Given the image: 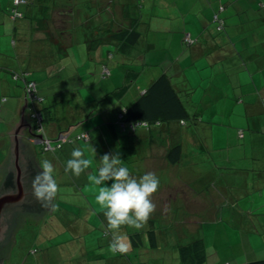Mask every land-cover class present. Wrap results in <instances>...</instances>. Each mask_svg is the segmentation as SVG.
<instances>
[{
	"label": "crops",
	"instance_id": "obj_1",
	"mask_svg": "<svg viewBox=\"0 0 264 264\" xmlns=\"http://www.w3.org/2000/svg\"><path fill=\"white\" fill-rule=\"evenodd\" d=\"M42 1L27 0L18 6L23 16L13 19L12 0H0V164L8 153L10 135H20L30 144L37 165L47 158L55 168L58 192L41 218L50 216L58 223L61 217H71L72 223L82 218L101 227L100 232L108 229L103 209L78 190L79 184H90L88 176L95 174V165L79 177L65 172L74 147L89 158L93 149L96 160L105 153H119L137 178L154 172L160 180L151 197L155 210L144 226L139 230L122 226L117 233L127 237L124 243L131 241L127 252H113L112 237L91 232L90 243L78 242L62 258L69 256L70 264H186L179 253L181 246L201 239L206 252L207 241L215 243L217 238L223 256L216 251V261L206 255L203 264H248L264 258V0H149L144 9L141 0L139 14L138 0L120 1L127 23L119 31L139 33L133 46L110 32L111 0H103L102 18L96 24L80 23L75 34H68L71 37L63 49L49 43L39 24L48 25L43 21L47 13ZM158 2L165 4L158 7ZM221 4H225L221 12L225 25L218 30L212 16ZM89 7L94 8L90 16L96 15L95 4ZM184 33L193 39L190 45L182 42ZM136 48L142 56L133 59L134 65L130 56ZM104 63L111 71L107 81L101 76ZM126 70H132L133 81L116 93ZM22 72L46 98L47 134L54 137L75 124L88 131V140L66 143L52 154L42 152L27 125L21 133H7L21 120L24 81L12 74ZM162 73L178 90L189 120H167L134 133L123 131L116 121L118 111ZM23 119L32 124L26 104ZM176 144L178 159L171 162ZM131 152L134 160L125 161ZM202 161L211 164L192 169ZM61 205L73 210L60 211ZM24 219L27 225L40 218ZM207 225L211 227L205 229ZM138 233L142 244L133 246L131 235ZM233 239L242 244L241 257L229 252ZM53 264H64V260L55 258Z\"/></svg>",
	"mask_w": 264,
	"mask_h": 264
},
{
	"label": "rangeland",
	"instance_id": "obj_2",
	"mask_svg": "<svg viewBox=\"0 0 264 264\" xmlns=\"http://www.w3.org/2000/svg\"><path fill=\"white\" fill-rule=\"evenodd\" d=\"M120 1L123 0H111L110 1V24L108 28L110 32H117L120 29H123L124 25L127 23V20L123 18V13L120 7ZM95 4V8L98 10L96 15L90 14L94 11L93 7H89V4ZM119 3V4H118ZM42 7L44 11H46L47 16L43 17V21H47L46 24L39 22L40 26L44 29L45 37L49 41V43H54L57 45L56 49H63L65 40L70 38L68 36L69 33H76V29L80 27V23L89 24V22L97 23L98 19H101L99 15L102 12V5L104 4L103 0H43ZM149 4V0H143L142 5L143 9L146 8ZM165 4L164 2H158L157 6L162 7ZM131 10L134 9L132 6ZM137 13H140V7L135 8ZM42 11V10H41ZM91 20V21H90ZM79 23V24H78ZM74 24H78L76 27ZM73 29V32H71ZM109 32V31H108ZM163 32V31H162ZM167 32V30H166ZM173 34V32H170ZM114 53V48H111ZM52 51V50H50ZM136 54L130 56V60L133 61L135 65V61L133 59H140L142 54H139L140 50L136 48ZM138 53V54H137ZM128 66H131L128 65ZM139 71V69L137 70ZM128 73H133L132 70H129ZM109 77V76H108ZM107 77L106 81L109 79ZM103 79V78H101ZM178 124V121H176ZM182 125H179L177 128L181 129ZM120 127V125H119ZM121 128V127H120ZM183 129V128H182ZM46 131V130H45ZM32 139V138H31ZM35 141V140H34ZM63 148V147H62ZM61 148V149H62ZM61 149L59 151H61ZM43 152V151H42ZM48 153V152H43ZM44 158L46 155H44ZM135 153H127V159L125 161L134 160ZM94 162V161H93ZM203 161L198 164V166H192V169L199 171L201 169L207 168L210 166L211 162L208 161L205 164ZM95 165V163H93ZM210 168V167H209ZM78 190H80L83 194L89 195L91 200L95 201L96 191L91 184L83 185L79 184ZM82 188V189H81ZM67 203L70 201L66 200ZM71 203V202H70ZM60 211H67L70 213L71 208L66 205H61ZM198 207L195 208V212L198 210ZM78 210V209H77ZM76 215L78 211H75ZM83 209H79V213H82ZM51 219V220H50ZM61 222L56 223L55 219L50 218V216H46L44 218L37 219L35 222H28L27 225H23L21 228L17 230L15 233V242L14 247L12 248L14 261L17 264H53V260L58 258L59 261L64 260V264H70L69 256L67 258H62L64 254L71 253V251L77 247L78 242L81 246L87 243H90V238L93 232L98 233V235L102 238L112 237L113 233L109 229H102L99 231L101 227H96L91 224L86 223L82 218L79 219L78 222L72 223L71 217H61L58 218ZM52 222V223H51ZM58 227V228H57ZM211 225L205 226V229H209ZM94 228V229H92ZM98 228V229H97ZM100 228V229H99ZM58 232L54 235L51 232ZM109 230V231H108ZM46 232V233H44ZM92 232V233H91ZM232 250L229 251L233 256H240L242 254V248L239 249V246L242 244L240 241L233 239ZM247 243V241H246ZM63 244V245H60ZM207 249L205 254L207 258L209 257L213 261H216V257L218 254L216 251L222 255V250L220 249V239H216L215 243L212 240L207 241ZM79 246V247H81ZM69 247V248H67ZM220 249V251H218ZM32 250H35L33 252ZM62 250H64L62 252ZM228 254V250L226 251ZM223 256V255H222ZM46 261V262H45Z\"/></svg>",
	"mask_w": 264,
	"mask_h": 264
},
{
	"label": "trees",
	"instance_id": "obj_3",
	"mask_svg": "<svg viewBox=\"0 0 264 264\" xmlns=\"http://www.w3.org/2000/svg\"><path fill=\"white\" fill-rule=\"evenodd\" d=\"M140 1L138 0V2L136 3V6H140ZM27 0H22L21 3L15 4L14 0H12V8L10 10V16L13 19H17L19 17L23 16V13L18 9V6L26 3ZM36 4V3H35ZM130 9V8H129ZM225 9V4H221L219 7V12L218 13H214L217 14V19L214 18V14L212 16V21L215 23L216 27L218 28V30H222L224 28L225 25V19L224 17L221 15V12ZM15 11H18L21 13V16H16L13 17V13ZM186 33L183 34L182 37V42L185 45H190V43L193 42V39L191 38V42L187 43L184 39ZM116 39H119L123 42H125L126 44H132L131 46H133L134 44H136V41L139 38V33L136 30L133 29H128V30H121V31H117L114 32L113 35ZM108 58L112 57V53L109 52L108 54ZM104 67H107L109 69V74L108 75H104L102 70ZM129 70L125 71V77H124V81L123 83L119 86L116 87L115 91L116 93L121 92L122 90H125L131 81H133L132 77L130 76V73H128ZM111 71L110 68L107 66L106 63L102 64L101 66V76L103 78H107L108 76H110ZM12 77L14 79H18V78H22L24 83H23V92H24V88L26 86V84L30 81H34L30 78H26V73L22 72L21 74L19 73H13ZM35 85L36 82L34 81ZM36 93L38 96H40L42 99L40 101L36 102L35 106V110L40 111L41 113V124L43 126V133L45 136H47L48 138H56L57 135L61 132H68L69 133V138L70 140L62 142L60 147L54 148L53 150H46L44 149V146L41 142L37 141L40 143L41 145V149L43 152H48V153H52V154H56L57 152H59V150L66 144V143H71L73 141H78V140H88L89 139V133L86 129L83 128L79 129L78 126H76L75 124H69L67 125L64 129L60 130L54 137H51L47 134L46 128H45V118L48 114L47 110L48 107H44L43 105L45 104L46 98L42 95H40L37 91V86H36ZM25 98V95H24ZM3 100H5V97L2 98ZM264 99V98H263ZM263 99H262V109L264 112V104H263ZM26 105L29 111V115L30 118L32 120V124L31 125V130L33 131L32 135V139L34 140V137H36V135L38 134V132L36 131V123L34 122V120L32 119L31 113H32V103L30 104L28 101H26ZM120 114H121V118H120ZM189 113L186 111L184 103L178 93V90L176 89V87L174 86V84L171 82L170 77L165 74L162 73L160 75H158L153 81L150 82V84L146 87V89L140 93L137 98H135L131 103H129L128 105H125L124 107H122L117 115H116V121L117 123L120 125L121 129L127 133H134L136 132L138 129H145V130H150L152 128V126H159L163 121H167V120H180L181 123H184V118L189 120ZM120 121H124L126 122V125L124 127L121 126ZM136 121H145L147 123V125H139L137 128H135L134 130H131L129 127L130 123H134ZM82 134H86L87 137H82ZM179 144H176L172 149V155L170 154V158H171V162H176V160L178 159V154H179ZM59 208V207H58ZM20 211H13L12 213H10V219L8 220V230L6 231V237L9 238L10 240V246H12V248L15 246L14 245V230L15 228L18 226L17 220H18V215ZM53 219V217H50ZM51 220V219H50ZM52 223V222H51ZM57 223V222H56ZM22 226V225H21ZM58 228V227H57ZM107 228H105L106 230ZM59 229H57L54 232H51V234H56L58 232ZM107 231V230H106ZM46 233V232H44ZM132 237V245L133 246H141L142 243L141 242V238L139 236V233L136 235H131ZM2 242H0V246H2ZM33 252H35V250H32ZM179 253L180 256L182 257V259H184V261H186V264H203V262L206 259V254H205V249L204 246L202 244L201 239L200 240H196L193 241L187 245L181 246L179 248ZM207 264H211V263H207ZM224 264H230L228 262H225ZM248 264H264V258H259V259H254L248 262Z\"/></svg>",
	"mask_w": 264,
	"mask_h": 264
},
{
	"label": "clouds",
	"instance_id": "obj_4",
	"mask_svg": "<svg viewBox=\"0 0 264 264\" xmlns=\"http://www.w3.org/2000/svg\"><path fill=\"white\" fill-rule=\"evenodd\" d=\"M94 160L95 174L89 175L88 181L96 191L95 202L103 209L107 227L113 233L109 248L113 252H127L131 241L124 243L127 237L117 233L122 226L135 230L144 226L156 207L151 197L159 188V177L154 172H145L137 178L125 166L119 153H105L96 160L93 149L89 158L79 147L72 149L65 162V172L79 177ZM38 165L41 171L34 177L33 190L38 199L46 202L56 196L59 185L49 159H43Z\"/></svg>",
	"mask_w": 264,
	"mask_h": 264
},
{
	"label": "water",
	"instance_id": "obj_5",
	"mask_svg": "<svg viewBox=\"0 0 264 264\" xmlns=\"http://www.w3.org/2000/svg\"><path fill=\"white\" fill-rule=\"evenodd\" d=\"M25 99L21 107V120L16 122L15 126L7 133H21L25 125L32 133L31 125L23 119ZM37 135L40 136V134ZM39 171L41 169L34 160L28 141L22 139L20 135H10L8 153L0 164V237H3L7 230L8 224H6L5 217L13 211H20L17 220L18 226L13 234L24 225L25 216L42 217L50 200L45 202L34 194L33 180Z\"/></svg>",
	"mask_w": 264,
	"mask_h": 264
},
{
	"label": "built area",
	"instance_id": "obj_6",
	"mask_svg": "<svg viewBox=\"0 0 264 264\" xmlns=\"http://www.w3.org/2000/svg\"><path fill=\"white\" fill-rule=\"evenodd\" d=\"M21 2H22V0H14L15 4H18ZM12 16L13 17L21 16V13L18 11H15ZM214 18L217 19V14H214ZM184 39L187 43H190L192 41L188 33L185 34ZM102 72L104 75H108L109 69L107 67H104ZM24 92H25L26 101H28L30 104L32 103L31 116L37 125L36 131L41 136L40 137L39 135H36V137H34V140L41 142L44 146V149H46V150H53L54 148L60 147L62 142L70 140L69 133L64 132V131H61L57 135V137L54 139L48 138L47 136L44 135V133H43L44 129H43V126L41 124V120H42L41 113H40V111L35 110V106H34V105H36V102L40 101L42 98L40 96H38L36 93V85H35L34 81H30L26 84V86L24 88ZM263 104H264V99H263ZM120 118H121V114H120ZM120 124L122 127H124L126 125V122L120 121ZM139 125H147V123L145 121H136L134 123H130L129 127L131 130H134ZM82 137H87V135L82 134Z\"/></svg>",
	"mask_w": 264,
	"mask_h": 264
},
{
	"label": "flooded vegetation",
	"instance_id": "obj_7",
	"mask_svg": "<svg viewBox=\"0 0 264 264\" xmlns=\"http://www.w3.org/2000/svg\"><path fill=\"white\" fill-rule=\"evenodd\" d=\"M18 215V214H17ZM10 214L5 217L6 224L10 219ZM8 230V225H7ZM6 230V231H7ZM0 242H2V246H0V264H17L14 261L12 246H10V240L6 237V232L3 237H0Z\"/></svg>",
	"mask_w": 264,
	"mask_h": 264
}]
</instances>
